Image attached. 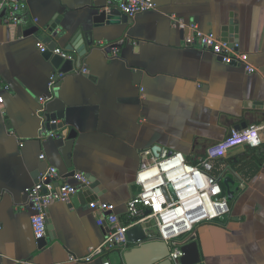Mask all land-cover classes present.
<instances>
[{"label":"crops","instance_id":"1","mask_svg":"<svg viewBox=\"0 0 264 264\" xmlns=\"http://www.w3.org/2000/svg\"><path fill=\"white\" fill-rule=\"evenodd\" d=\"M26 1L22 22L0 21L6 85L0 92V264H102L100 258L84 263L69 257H84L103 242L109 224L98 219L107 220V213L90 202H53L46 213L54 228L46 235L47 248L40 249L25 188L50 167L58 171L55 185H78L75 175L83 173L87 185L97 183L92 201L112 203L127 223V202L139 191L142 151L160 147L197 162L232 130L263 123L264 0H155L156 9L134 17L91 0ZM103 9L107 18L100 22ZM173 17L184 24L175 26ZM53 22L57 28L49 31ZM189 23L238 42L255 71L188 45ZM48 37L62 49L71 45V72L56 70L38 47L39 41L50 45ZM119 41L114 56L111 47ZM81 46L88 52L79 67ZM54 73L62 74L50 86ZM261 138V162L238 170L239 156L249 152L244 146L214 162L225 192L231 174L239 189L225 218L195 228L203 264H264V130ZM142 224L158 236L153 220ZM108 258L123 264L121 250Z\"/></svg>","mask_w":264,"mask_h":264},{"label":"built area","instance_id":"2","mask_svg":"<svg viewBox=\"0 0 264 264\" xmlns=\"http://www.w3.org/2000/svg\"><path fill=\"white\" fill-rule=\"evenodd\" d=\"M93 4L102 3L105 8H116L129 17L156 9L155 0H91ZM27 8L26 0H0V21L5 23L22 22V14ZM4 13V14H3ZM173 24L183 25V19L173 17ZM189 33L185 37L188 45H198L218 55L225 63H242L250 72L255 68L249 63L248 53L242 52L238 42L225 41L214 32L203 31L197 23H189ZM120 43L111 47V53L117 56ZM42 52L46 44L39 41ZM54 53L65 59H73L75 55L57 47ZM62 73L58 74L61 75ZM57 74L50 76V86H53ZM6 88L0 75V92ZM42 97L41 100H46ZM4 102L0 94V103ZM264 122L252 124L246 128L234 129L224 139L209 145L203 157L196 163L190 162L185 154L162 152L155 154L152 149L140 153V167L137 173L139 191L127 202L129 221L123 222L115 213V206L104 201H92L90 207L107 213L109 232L103 242L92 246L84 257L70 255L72 262H90L100 258L102 264H113L108 258L110 252L123 250L131 246L128 230L138 223L153 220L156 224L157 237L165 241L170 249V258L177 261L184 252L183 244L195 235V228L203 223H210L225 218L231 211L230 201L226 196L220 178L213 174L214 162L225 157L233 149L244 146L256 148L261 145ZM46 135L55 133L44 130ZM44 154L40 155L43 159ZM58 176L55 167H50L37 183L25 188L35 210L31 216L33 234L37 240L47 234V207L56 201L71 203L77 194V184L64 182L55 185ZM78 182H86L83 173H77ZM104 219L99 218L98 224L103 225Z\"/></svg>","mask_w":264,"mask_h":264},{"label":"water","instance_id":"3","mask_svg":"<svg viewBox=\"0 0 264 264\" xmlns=\"http://www.w3.org/2000/svg\"><path fill=\"white\" fill-rule=\"evenodd\" d=\"M119 11V10H118ZM4 14V13H3ZM126 15V14H125ZM107 18V10L103 9L100 14L97 15L98 21L103 22ZM57 28V22H53L48 27L49 31H53ZM226 31V30H225ZM64 33V32H63ZM62 35L59 33L57 39ZM79 36L75 35V38ZM228 38V37H227ZM226 40V37H224ZM47 42H51L50 37H48ZM50 45L47 46L46 51L44 52V56L46 59L50 60L53 67L62 73H69L73 70L74 60L72 59H65L59 54L53 52L55 48L58 47L56 41L49 43ZM93 42L89 41L88 45H92ZM71 45H67L66 49H71ZM78 49L79 58L77 65L81 67V58L87 54V50L85 46H81ZM67 50V51H68ZM244 124L239 127V129L243 128ZM155 154L161 153V148L156 147L154 150ZM168 154L173 152H168ZM86 179L89 181V177L86 175ZM227 189H226V196L229 201H232L235 197L236 191L239 189V184L235 182L234 175L231 174L224 179L223 182ZM230 183L235 185V189L230 188ZM97 183L92 180V183L87 185L85 182H81L77 185L78 192L76 195L73 196L72 203L78 204V202H91L95 199V195L93 193H97ZM71 204V203H70ZM108 221L104 220L103 225L108 226ZM47 225L49 231L53 230V224L51 221L47 219ZM128 238L131 242V246L129 248L123 249L122 251V259L123 264H203L202 263V256L200 252L199 243L195 237L192 235L182 246V250L184 252L183 256H181L177 261H174L170 258V249L168 244L157 238L149 235L147 231L144 229L142 223H138L135 226L131 227L128 232ZM38 246L40 249L47 248V240L46 236L37 240Z\"/></svg>","mask_w":264,"mask_h":264},{"label":"trees","instance_id":"4","mask_svg":"<svg viewBox=\"0 0 264 264\" xmlns=\"http://www.w3.org/2000/svg\"><path fill=\"white\" fill-rule=\"evenodd\" d=\"M248 149H249V152L241 154L239 156L240 158L237 162L238 164L236 165V168L238 170H241V168L245 166L254 164L255 162H261L263 159L262 156H260L259 154H256L257 153L256 151H258L259 153L258 148H248ZM253 153L256 154L255 157L253 156ZM193 163H196V162H193Z\"/></svg>","mask_w":264,"mask_h":264}]
</instances>
